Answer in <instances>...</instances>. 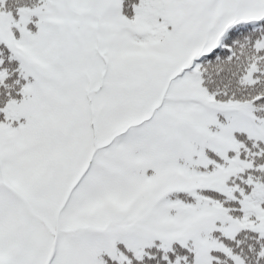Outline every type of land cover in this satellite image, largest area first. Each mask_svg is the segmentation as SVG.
<instances>
[{"label":"snow or ice","instance_id":"1","mask_svg":"<svg viewBox=\"0 0 264 264\" xmlns=\"http://www.w3.org/2000/svg\"><path fill=\"white\" fill-rule=\"evenodd\" d=\"M0 264H264V0H0Z\"/></svg>","mask_w":264,"mask_h":264}]
</instances>
